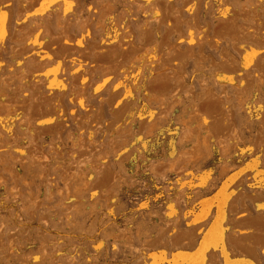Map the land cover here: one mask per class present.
<instances>
[{
    "label": "rangeland",
    "instance_id": "374dc122",
    "mask_svg": "<svg viewBox=\"0 0 264 264\" xmlns=\"http://www.w3.org/2000/svg\"><path fill=\"white\" fill-rule=\"evenodd\" d=\"M0 264H264V0H0Z\"/></svg>",
    "mask_w": 264,
    "mask_h": 264
},
{
    "label": "bare ground",
    "instance_id": "6f19581e",
    "mask_svg": "<svg viewBox=\"0 0 264 264\" xmlns=\"http://www.w3.org/2000/svg\"><path fill=\"white\" fill-rule=\"evenodd\" d=\"M39 1V0H38ZM75 2V1H74ZM23 3V2H22ZM43 3V2H42ZM37 5V4H36ZM35 6V5H34ZM23 7V6H22ZM29 9V8H28ZM27 11V10H26ZM30 11V10H29ZM22 19V18H21ZM42 29V28H41ZM28 37V36H27ZM29 38V37H28ZM180 38V37H179ZM238 67V66H237ZM242 67V66H240ZM238 72V71H237ZM183 78V77H182ZM34 85V84H33ZM213 95V94H212ZM6 98V97H5ZM78 102V101H77ZM57 105V104H56ZM2 108V107H1ZM5 107H3L4 110ZM6 110V109H5ZM208 119V118H207ZM32 137V136H31ZM4 148V147H3ZM253 176V175H252ZM254 177V176H253ZM253 180V179H252ZM257 202H255L254 204H256ZM211 256V255H210ZM207 261V260H206Z\"/></svg>",
    "mask_w": 264,
    "mask_h": 264
}]
</instances>
